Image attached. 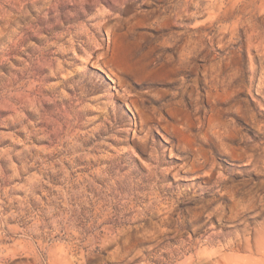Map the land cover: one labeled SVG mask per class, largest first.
Returning a JSON list of instances; mask_svg holds the SVG:
<instances>
[{
	"label": "rangeland",
	"instance_id": "374dc122",
	"mask_svg": "<svg viewBox=\"0 0 264 264\" xmlns=\"http://www.w3.org/2000/svg\"><path fill=\"white\" fill-rule=\"evenodd\" d=\"M0 264H264V0H0Z\"/></svg>",
	"mask_w": 264,
	"mask_h": 264
}]
</instances>
